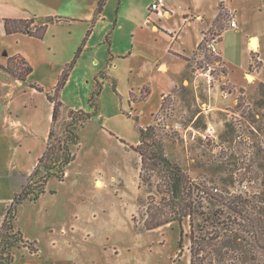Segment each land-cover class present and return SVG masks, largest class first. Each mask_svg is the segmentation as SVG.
<instances>
[{"label":"rangeland","instance_id":"374dc122","mask_svg":"<svg viewBox=\"0 0 264 264\" xmlns=\"http://www.w3.org/2000/svg\"><path fill=\"white\" fill-rule=\"evenodd\" d=\"M146 1L107 0L100 19L91 26L93 34L86 39L96 0H26L20 14L40 25L46 17L69 20L50 22L45 38L38 39L5 33L1 13L9 0H0V60L19 55L32 68L29 80L45 90L57 84L62 69L71 63L59 92L62 107L54 124L56 132L69 109L94 111L88 100L96 72L102 68L113 71L116 79L114 89L108 78H97L101 91L96 112L79 129V143L72 148L74 159L64 177L49 178L36 201L19 205L16 226L38 251L15 248L10 264H189V218L180 227L171 222L143 229L148 207L158 205L162 197L168 200L162 178L142 169L133 149L138 143L137 126L153 122L164 138L166 155L192 182L231 197H247L248 210L264 223V0H224L237 10L238 30L229 27L231 16L225 12L206 32L201 47L186 59L187 68L183 60L167 55L170 37L159 27L182 28L181 10L193 0H171L170 18L151 16L149 24L148 9L144 15ZM198 2L205 9L206 20L218 0ZM141 20L146 26L140 27ZM222 30L231 81L224 77L226 68L214 64L217 56L205 49L210 35H220ZM109 32L110 42L106 41ZM180 34L182 39L175 44L190 48L196 39L195 28L186 26ZM252 35L258 37L259 49L253 52L249 69ZM161 61L167 62V70L164 65L157 68ZM210 66L208 83L200 73ZM162 98L164 109L160 110ZM28 99L37 108L19 115L23 121L28 119L21 150L11 161L19 174L34 169L51 124V105L45 94L38 92ZM20 180L21 176L11 182L19 184ZM6 185L0 181L2 194H7ZM5 208L0 201V220ZM222 219L239 217L228 211V218Z\"/></svg>","mask_w":264,"mask_h":264},{"label":"trees","instance_id":"16d2710c","mask_svg":"<svg viewBox=\"0 0 264 264\" xmlns=\"http://www.w3.org/2000/svg\"><path fill=\"white\" fill-rule=\"evenodd\" d=\"M106 1L98 0L94 19L101 13ZM218 6L215 23H219L225 15L222 0H219ZM54 20L59 19L50 18L45 24L32 30L29 28L32 19L7 18L4 19V29L7 34L26 32L42 38L48 22ZM109 34L110 32L106 35V40ZM203 40L197 48L201 47ZM253 56V52L250 53V61ZM251 67L250 62L249 69ZM71 68L70 63L62 69L57 84L50 91H44L34 82L30 83L31 87L44 91L47 100L52 104L51 126L44 151L38 157L26 183L14 193L0 220V264H10L13 261L15 248L25 247L31 253H37L36 246H31L16 226L18 207L25 200L36 201L45 192L49 178L56 177L61 180L64 177L66 167L74 159L72 148L79 143V129L84 127L96 112V100L101 91L97 78H107L103 71L94 77V86L88 100L94 111L69 109L67 118L60 125V132L55 131L54 124L61 114L62 107L59 92L65 85ZM0 69L18 80H26L32 72L30 65L20 56L9 57L5 65H0ZM115 80H111L114 89ZM132 97L130 92V100ZM162 109L164 98L160 110ZM137 131L138 143L133 149L140 156L142 169L150 171V175L155 174L162 178L163 192L168 198L165 201L162 197L158 205L148 207V217L144 220L143 229L150 230L171 222H177L180 227L187 217L190 225L189 264H264V223L248 210V198L242 195L231 197L227 193H218L217 188H208L200 183L198 186L192 182L181 166L166 155L164 138L154 122L137 126ZM260 202L259 199L256 204ZM228 211L234 212L239 219H222L228 218ZM181 232L182 230L180 236Z\"/></svg>","mask_w":264,"mask_h":264},{"label":"crops","instance_id":"0c3cea01","mask_svg":"<svg viewBox=\"0 0 264 264\" xmlns=\"http://www.w3.org/2000/svg\"><path fill=\"white\" fill-rule=\"evenodd\" d=\"M222 1H223L224 12H226V13L229 12V14H232L233 18L235 20L237 10L235 8H231L228 5H226L224 0H222ZM218 2H219V0H218ZM218 2H217V7L214 9V12L206 20H205V9L199 7L200 2H198V0H193L191 2V4L190 3L187 5L185 4L187 7L185 9L181 10V14L183 15L182 19H181L182 28L178 27L177 29H175V28L165 27L163 25L161 27H159V28H163L164 32L169 34L170 38H169V42H168V46H167V50H166V53L169 57H171L173 59L183 60L186 64V68H187L186 58L191 57V55L197 49L199 43L202 41L206 32L213 29L216 26L215 19H216V16L218 15V12H219ZM95 3H96V7H97L98 0H96ZM148 3H149V0L146 1V5H145V9H144V15L146 14V10L148 9ZM164 4H165V12L162 16H159L156 13H151V12H150V14L147 13V18H146L147 24H149V22H150L149 19L151 16H157L159 19H161V18L169 19L170 18L171 14H172L171 0H165ZM119 5H121V3ZM25 6H26V0H9V4L8 5L5 4L4 14L1 13V17H2L1 20H2V24H3V28H4V19H7V18L8 19H32V23L29 24V28H31L32 30H36L38 28V26H40V24H38L33 18H30L27 15L20 14ZM96 7H95V10H96ZM104 7H105V5H104ZM104 7H103L101 13L95 19H94V16H95V10H94L93 20H92L91 24H87L86 39H88L89 36L91 37V35L93 34V30L91 33V26L93 25V23L98 21V19H100L102 12L104 10ZM118 10H119V8H117L115 10L114 17H116ZM144 17H146V16H144ZM50 18L51 17H46L45 23ZM116 21H117V19L114 18V25L116 24ZM59 22L67 23V22H69V20L67 21V19H59L58 21L55 20L52 23L48 22V24H47L48 28L46 27V29L43 33L44 38H45V34L48 32V29L50 27L49 23H50V25H52V24L54 25V24H57ZM86 23H88V21H86ZM146 23H145V20H141L140 27L146 26ZM186 26L187 27L193 26L196 30V39L191 43V45L189 46L190 48H185L184 44L180 43V42L175 44L177 39H179V40L182 39V35L180 33L182 32V30ZM159 28L156 25H153V29H159ZM232 29L238 30L237 29V23H236V27L232 28ZM4 31H5V29H4ZM14 34L25 35L28 33H26V32H13V33H10L7 35H14ZM28 35L31 37L37 38V37L32 36L30 34H28ZM222 35H223V30L221 31V33L219 35V40H218V44H217V48L219 51L218 59L221 62V65L226 68V72L224 74V77H226L230 80V78L228 77L229 76V70L227 68L228 58L223 54ZM43 36H42V38H43ZM255 38L257 41V48L253 49V47L251 46L252 45L251 41ZM38 39H41V38H38ZM109 39H110V37L108 38V41H109ZM248 46H249L248 48H249L250 53L254 52L255 50L258 53L259 40H258V37L256 35H252L249 38ZM13 56H19V55H13ZM9 57H12V55H8L7 58H5L6 59L5 61L0 60V65H5L7 63V60ZM249 62H250V58H249ZM162 65L166 66V70H167V68H168L167 62H165V61L159 62L157 65V68H160V66H162ZM100 71L105 72L106 77L109 80L114 79L111 75V74H115L113 71H110V73H108V71L105 70L104 68L100 69L99 72ZM247 71H249V69H246L244 71V76L246 75ZM99 72H96V73L98 74ZM31 73H30V75H31ZM30 75L28 76V78L26 80H18L16 78L12 77L7 72L0 69V181L7 183L6 189H5L7 194H2V192H0V201L5 203V207H7L8 203L11 201L14 193L21 188V186L25 182L26 176H28L30 174V173L19 174L18 171L15 169V164L13 162H11L12 160H14V157L16 155H18V152L21 150V148L19 149V146H20V144H23V142L25 140V135L28 131V126H26V124H25V122L26 123L28 122V119L25 120V118H24V121H23L19 117V115H21L22 111H24L28 108L29 109L30 108H32V109L37 108V106H33V104H34L33 100L29 101L28 95L38 94V92L45 94L44 91H50L51 89H53V88H51L50 90L44 89V91H38L37 89L31 87L30 83H32L33 81L29 80ZM252 76H253V78L256 79V74L254 72H253ZM42 88H44V87H42ZM129 92H131V91H129ZM50 105H51V110H52V104L50 103ZM35 113H37V111H35ZM50 126H51V124H50ZM49 127H48V130H49ZM48 130H47V132H48ZM36 162H37V160H36ZM13 170L15 171V174H13ZM19 176H21V180L18 182L19 184H13L11 182V180L13 178H16ZM5 210H6V208H5Z\"/></svg>","mask_w":264,"mask_h":264},{"label":"built area","instance_id":"2783aa9c","mask_svg":"<svg viewBox=\"0 0 264 264\" xmlns=\"http://www.w3.org/2000/svg\"><path fill=\"white\" fill-rule=\"evenodd\" d=\"M165 0H150L149 5H148V10L151 13H156L159 16H162L165 12ZM231 18L229 20V27L230 28H235L236 27V21L233 18V15L230 14ZM219 40V35L218 34H211L208 40L205 41V49L207 53L214 54L217 56V60H215L214 64H216L218 67H221V62L219 61V51L217 48ZM211 66L209 69L205 70L204 72H201L200 74H203L204 76L207 77L208 83H210L212 76L210 74ZM224 96L228 95V92L223 93ZM241 136H238V139H240ZM244 138V136L242 137ZM245 138L248 140V136L245 135Z\"/></svg>","mask_w":264,"mask_h":264},{"label":"bare ground","instance_id":"6f19581e","mask_svg":"<svg viewBox=\"0 0 264 264\" xmlns=\"http://www.w3.org/2000/svg\"><path fill=\"white\" fill-rule=\"evenodd\" d=\"M251 42H252L253 47H257V41H256V38L253 39ZM96 183H97L98 186H101V185H102L101 182H98V181H97Z\"/></svg>","mask_w":264,"mask_h":264}]
</instances>
